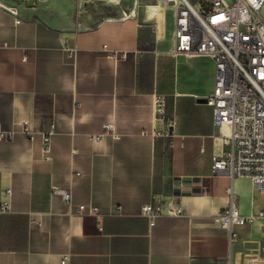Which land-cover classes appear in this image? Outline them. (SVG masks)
<instances>
[{
  "label": "crops",
  "instance_id": "1",
  "mask_svg": "<svg viewBox=\"0 0 264 264\" xmlns=\"http://www.w3.org/2000/svg\"><path fill=\"white\" fill-rule=\"evenodd\" d=\"M8 1L19 15L0 1V128L12 136L0 140V264H249L264 210L250 178L213 170L226 149L207 102L215 63L172 52L174 13L151 18L158 0ZM149 203L166 210L153 227ZM232 204L251 221L217 224Z\"/></svg>",
  "mask_w": 264,
  "mask_h": 264
},
{
  "label": "built area",
  "instance_id": "2",
  "mask_svg": "<svg viewBox=\"0 0 264 264\" xmlns=\"http://www.w3.org/2000/svg\"><path fill=\"white\" fill-rule=\"evenodd\" d=\"M175 15L173 53L189 57H210L215 63V79L207 102L214 108L215 123L222 128L225 151L214 158L213 170L232 179L250 178L256 189L264 192V0H158ZM11 13L18 17L17 8ZM21 20L18 19L17 23ZM156 111L159 119L166 115L167 102L157 96ZM230 124L226 129V124ZM166 136H172L173 122L168 124ZM33 139L35 132L27 130ZM50 132L43 133V152H51ZM160 135V133H157ZM12 136L0 128V140ZM67 202L71 192L56 189ZM6 200L0 213L10 209L11 191L5 192ZM84 205L80 212H85ZM93 214L98 215L96 209ZM166 212L162 204H145L142 215L150 226ZM172 215H185L177 208ZM264 219V211L260 213ZM217 224L227 229L246 225L250 218L241 215L232 204L214 217ZM61 264H68L64 257ZM249 264H264V233L259 254Z\"/></svg>",
  "mask_w": 264,
  "mask_h": 264
},
{
  "label": "rangeland",
  "instance_id": "3",
  "mask_svg": "<svg viewBox=\"0 0 264 264\" xmlns=\"http://www.w3.org/2000/svg\"><path fill=\"white\" fill-rule=\"evenodd\" d=\"M1 1V0H0ZM5 1V2H4ZM192 2L196 3L198 0H191ZM2 4L6 5L8 7H15L12 5V3L8 0H2ZM160 9L162 11H166V7L163 3H160ZM160 19V18H158ZM256 203H257V207L259 210H264V192H262L261 190L257 189V194H256Z\"/></svg>",
  "mask_w": 264,
  "mask_h": 264
},
{
  "label": "bare ground",
  "instance_id": "4",
  "mask_svg": "<svg viewBox=\"0 0 264 264\" xmlns=\"http://www.w3.org/2000/svg\"><path fill=\"white\" fill-rule=\"evenodd\" d=\"M152 6V5H151ZM167 12V11H166ZM163 13L159 6L150 7V17L151 18H160L162 17ZM164 20V19H163ZM226 129H229L230 124H226Z\"/></svg>",
  "mask_w": 264,
  "mask_h": 264
},
{
  "label": "water",
  "instance_id": "5",
  "mask_svg": "<svg viewBox=\"0 0 264 264\" xmlns=\"http://www.w3.org/2000/svg\"><path fill=\"white\" fill-rule=\"evenodd\" d=\"M85 10L89 13H94L95 12V4L92 2H88L84 5Z\"/></svg>",
  "mask_w": 264,
  "mask_h": 264
}]
</instances>
